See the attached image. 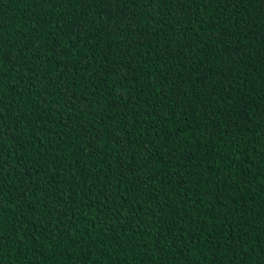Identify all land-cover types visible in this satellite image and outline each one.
Returning <instances> with one entry per match:
<instances>
[{"label":"trees","instance_id":"trees-1","mask_svg":"<svg viewBox=\"0 0 264 264\" xmlns=\"http://www.w3.org/2000/svg\"><path fill=\"white\" fill-rule=\"evenodd\" d=\"M0 264H264V0H0Z\"/></svg>","mask_w":264,"mask_h":264}]
</instances>
